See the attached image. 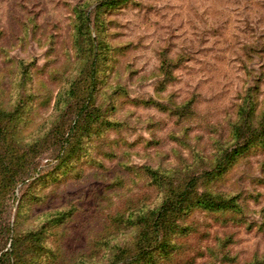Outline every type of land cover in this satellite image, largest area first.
I'll return each instance as SVG.
<instances>
[{
  "label": "rangeland",
  "instance_id": "rangeland-1",
  "mask_svg": "<svg viewBox=\"0 0 264 264\" xmlns=\"http://www.w3.org/2000/svg\"><path fill=\"white\" fill-rule=\"evenodd\" d=\"M81 103L92 122L55 147ZM248 109L264 125V0H0L1 144L22 172L12 186L0 172L4 264L132 255L126 217L157 212L221 147L226 170L197 178L166 222L172 252L156 244L141 264H264V128L231 133ZM217 196L235 210L202 204Z\"/></svg>",
  "mask_w": 264,
  "mask_h": 264
},
{
  "label": "trees",
  "instance_id": "trees-1",
  "mask_svg": "<svg viewBox=\"0 0 264 264\" xmlns=\"http://www.w3.org/2000/svg\"><path fill=\"white\" fill-rule=\"evenodd\" d=\"M92 47V45H91ZM90 57H91V63L96 60L95 53L93 50L90 52ZM93 74V69L90 67V75L92 77ZM87 96L90 95L91 89L89 91L87 90ZM248 97L249 94H248ZM250 115V109H248L246 112L243 114V123L242 125L236 127L233 129L231 133L234 134V140L235 143L238 142H247V136L252 135L251 130H255L258 132L259 130H262L264 128V125L261 124L259 128H254L253 124L251 123V120L249 119ZM66 116V115H64ZM72 120L73 118H76V125L69 126V127H61L58 126L57 130L54 132V136H57L58 138L54 141L53 145L57 148L62 149L64 147V143H70V139L73 137H76L77 139L75 140L76 144L80 140V136H83L85 127L87 124L92 122L94 113L93 111H89L84 103H81L79 107H77L76 111L72 115ZM62 117V115H60ZM82 123V124H81ZM84 123V124H83ZM252 124V127H251ZM256 124V123H255ZM254 124V125H255ZM66 128V129H65ZM59 134V136L57 135ZM2 135H3V130L0 129V172L2 179L6 178L8 181V184L11 183L14 184L15 180L17 181L18 177L21 176L22 172L17 173V168L19 169V162L14 165L16 167V170L13 169V167L9 164H7V153L9 151H6L5 148L2 146L1 142L2 140ZM72 143V142H71ZM33 148H36V145H33ZM44 147L43 145H41ZM221 150H219V158L215 159L212 163L213 165L210 167L209 171H206L201 175L200 177L205 176L206 174L208 175L210 172H216V171H225L226 168L228 167L229 161L231 160L232 156V149H229L228 147H221ZM11 162V161H10ZM222 169V170H221ZM147 172L155 176L154 174L157 173V171H153L152 169L146 167ZM159 174V173H157ZM156 177V176H155ZM200 177H195L191 176L188 177L186 181L182 183V185L179 187H174L173 189H169L167 191V194L163 198L161 202V206L158 208V211L156 212H145L144 215L142 214H134L130 213L128 217H126L127 223H131L134 220H131L132 217H135L136 219V229H137V236H136V247H135V252L132 255H129L127 250L123 249L120 244H115L113 248L115 250L113 251V255L111 257V263L112 264H125L128 262V264H141L144 262L148 263L147 259V251L150 248H154L156 244H160V250L161 252L163 251H170L172 252L173 246L170 247V241L168 239H165L164 236L167 234H171V229L169 231V227L172 223L169 225L166 224V222H170L171 215H173L175 212L176 214L181 211L184 207H189L192 203L193 200L196 198L194 197V187L197 181V178ZM210 196V195H209ZM202 198V196L199 197V199ZM213 200H209L207 198L202 199V204H205V206H213V209H223V210H233L234 207L233 205L236 202V198H229L228 200H222L217 196V198L212 197ZM197 200V199H196ZM201 204V202H199ZM198 203V204H199ZM235 210V209H234ZM152 214V215H151ZM151 215V216H150ZM15 243V242H14ZM170 247V249H167ZM15 248V244L12 246V252ZM18 253L16 252V255ZM169 254L165 252L163 254L165 257L169 258ZM10 254L3 253L0 255V264H4L5 262L7 263V256ZM154 263V260L153 262Z\"/></svg>",
  "mask_w": 264,
  "mask_h": 264
}]
</instances>
